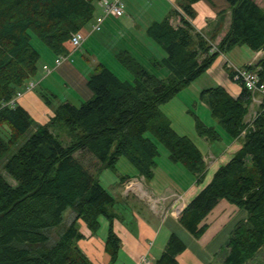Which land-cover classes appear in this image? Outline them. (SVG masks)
I'll list each match as a JSON object with an SVG mask.
<instances>
[{
    "label": "trees",
    "instance_id": "16d2710c",
    "mask_svg": "<svg viewBox=\"0 0 264 264\" xmlns=\"http://www.w3.org/2000/svg\"><path fill=\"white\" fill-rule=\"evenodd\" d=\"M98 1L0 0V125L10 132L7 139L0 133V161L34 129L4 167L16 185L0 174V264H93L77 246L85 239L79 221L94 236L101 230L102 217L110 223L105 249L110 264H115L121 243L113 227L115 199L95 172L115 169L125 158L139 176L152 181L160 157L159 143L167 149L172 164L182 165L202 184L208 165L201 149L189 137L178 134L161 107L205 75L221 54L239 46L264 51V8L254 0H227L230 28L217 47L190 23L195 17L193 5L200 0H183L182 11L188 20L182 18V27L174 28L166 19L147 31L166 53L159 65L169 70L167 79H158L125 51L117 60L133 76L132 82L99 65L88 80L94 96L80 106L57 102L53 93L41 92L40 97L55 114L41 126L15 103L37 78L42 64L32 35L56 57L67 56L72 35L92 22ZM243 69L256 72L264 84V57ZM235 70L227 68L226 73L242 87L239 97L219 85L205 89L201 98L229 139L244 136L242 146L219 167L178 220L199 240L209 229L205 220L222 201L244 210L247 219L230 234L223 264H248L264 249V103L247 123L254 102L243 81L235 80ZM194 117L201 138L221 141L217 130ZM59 128L72 138L70 145L59 140L54 132ZM76 153L90 155L97 169L85 166L75 158ZM68 209L73 220L62 227ZM59 228L55 237L53 232ZM186 249L172 234L156 264H179L178 256Z\"/></svg>",
    "mask_w": 264,
    "mask_h": 264
},
{
    "label": "crops",
    "instance_id": "0c3cea01",
    "mask_svg": "<svg viewBox=\"0 0 264 264\" xmlns=\"http://www.w3.org/2000/svg\"><path fill=\"white\" fill-rule=\"evenodd\" d=\"M254 1L264 8V0ZM123 2L124 16L120 18L106 16L101 28L94 31L92 26L96 17L103 14V10L96 3L95 17L82 31L85 36L84 43L79 49L70 44V53L67 56L56 57L43 45H39L42 64L37 78L32 80L36 83V88L24 91L15 100L16 105L24 108L37 124L46 125L55 115L54 111L40 97L41 92L53 93L57 96V102H68L75 105L76 102L89 101L94 95L88 87V80L99 65L109 68L121 80L132 82L133 76L117 60V56L125 51L158 79L165 80L170 76L169 70L159 65L166 57L165 51L148 36L147 31L153 24L166 19H170V24L174 28L182 27V18L187 19L181 7L183 0H123ZM193 8L195 17L190 20V23L195 32L211 40L212 44L217 47L230 28V4L227 0H200L193 5ZM254 54V58L241 68L229 61L226 53L221 54L211 67H214V74L220 75L221 80L218 81V84L235 98L241 95L242 87L237 82L230 80L226 69H243L246 66L258 64L264 57V51ZM61 57H65V59L57 66L56 60ZM44 66L50 67L49 74L44 71ZM258 111L259 106L252 104L246 122H252ZM243 137L227 144L220 154L212 153L213 159L210 161V165L204 157L209 168L202 184L197 183L194 177H189L187 174H184L187 178V185L184 186L177 183L174 178H166L165 181L161 180L156 184V171L159 169V165H157L152 181H147L139 176L135 168L133 171H129V174L117 178L113 191L110 193L115 199V205L111 211L114 215L113 227L121 242L115 264H142L143 260H146L147 264H156L164 253L172 234L178 235V237L180 235L181 238L184 236L189 238V234H186L179 223L180 214L177 210L179 208L185 210L193 198L208 185L211 166L224 164L231 158L234 155L233 152L241 148ZM124 177L129 179L123 182L122 178ZM146 183L151 187L148 188ZM158 185H161L159 189ZM120 191H122L121 196L118 195ZM156 199L162 200L164 204H161L159 209L153 210L151 201ZM169 199L174 201L168 206ZM121 201L122 204H120ZM225 202L222 201L205 220L204 223L209 226L206 234L218 221L221 222V226L230 225L231 234L238 223L247 219V213L244 210L235 209L228 202L224 204ZM221 207V212L215 218V213ZM164 210H166L165 214L162 215ZM212 216L213 218H211ZM100 222L101 230L94 236L91 235L83 222L87 231L86 233L80 231L85 236V239L81 241H93L104 227L107 229L108 237L109 220L102 217ZM184 243L187 249L178 256L179 264H213L214 261H210V258L203 259L196 256L186 242ZM205 256L209 255L205 254ZM224 258L225 256L223 260ZM109 259L110 264L111 257Z\"/></svg>",
    "mask_w": 264,
    "mask_h": 264
},
{
    "label": "rangeland",
    "instance_id": "374dc122",
    "mask_svg": "<svg viewBox=\"0 0 264 264\" xmlns=\"http://www.w3.org/2000/svg\"><path fill=\"white\" fill-rule=\"evenodd\" d=\"M32 36H33L32 43L35 47H39L40 44L44 46V44L41 43V41L36 36L34 35ZM254 53L255 52L251 51L249 48L245 46H239L226 53V57L234 65L241 68L244 66L245 63H247L248 61L254 58L255 56ZM213 68H211L212 73L209 70L205 75L199 78L190 87L181 91L172 101L161 107V110L169 118L173 128L178 132V134L189 137L201 149L204 157L209 163L208 165H210V161L213 159L211 156L212 153L214 155L220 154L223 151V149H225L226 145L230 144L233 141L229 139V137L222 129V127L218 124L217 121L214 120V118L211 115L210 109L206 106V103L201 98V93L205 89L219 86L218 81H220L221 78L219 74L213 73ZM82 103L84 102L81 103L76 102L75 105L80 106ZM194 115L199 117L200 120L206 126L213 127L215 130H217L221 136V141L216 143H211L206 139L201 138L196 132V128H195L196 123H195ZM33 131H34L33 128L30 129L27 132V134L20 140L18 145L13 147L11 152L2 161H0V174L3 175V177L13 186L16 185V182L6 173L4 169L5 164L7 163L8 159L21 146L25 144L27 139L32 135ZM54 132L56 133L59 140L64 145H70L72 143V138L69 137V135L64 129L59 128L56 129ZM0 133L5 139H7L10 134L8 128L2 127L1 125H0ZM156 144L159 148L160 157L157 159L159 169L156 171V177H157L156 182L155 181L153 182L157 184V182H160L161 180L165 181L166 178H170V179L174 178L176 179L177 183H180V185L182 186L187 185V178L186 176H184V174H187V176L189 177L192 175L188 173L182 165L172 164L169 160V153L167 149L159 143ZM237 151L238 150H235V152L233 153L235 154ZM75 158L80 159L85 166L89 167L93 171H95L98 167L96 161L88 154L76 153ZM230 159L231 158H229L226 162H224V164L227 163ZM221 165L217 164V166L215 167L211 166V168L209 169L210 176L208 179V184L211 182L214 174ZM133 170L134 167L125 158H121L117 163L115 169H103L102 171H97L95 172V177L109 193H112L117 178H119L122 175L129 174V171H133ZM146 186H148V183H146ZM160 186L161 185H158V189ZM149 187L151 186H148V188ZM118 195L121 196L122 191H120ZM173 201H174L173 199H169L168 206ZM120 204H122V201ZM161 204H164L163 201ZM161 204L159 205V207L162 206ZM224 204H226V202ZM234 208L238 209L236 207ZM221 209L222 207L215 213L214 217L221 212L220 211ZM178 210L180 211L182 210V208H179ZM165 211L166 210L162 212V215L165 214ZM183 211L184 210H182L180 214ZM72 214L73 212L71 209H68L64 213V221L62 227L68 226L72 222L73 220ZM211 218H213V216ZM229 227L230 225L227 227L221 226V222L218 221L213 225V228L205 235V237L199 240L195 239L193 236L187 233L185 229L184 231L186 232V234H189L188 236H190L189 237L190 239L185 236L184 237L182 236L183 238H181L180 235L179 237L184 242H186V244L190 247L191 251L196 256H200L203 259L210 258L209 259L210 261H214L213 264H221L223 263V257L226 255V242L229 240L230 237L231 230ZM60 228L59 230H55L53 232V235L55 237L58 234V232H61ZM79 228L82 233H86L87 229L82 221H80ZM106 241H107V229L106 227H104V229L98 234L96 239H94L91 242H86V241L77 242V246L82 251V253H84L90 259V261L93 264H109L110 257L106 253V249H105ZM205 254L209 256L204 257ZM248 264H264V249L260 251L257 257Z\"/></svg>",
    "mask_w": 264,
    "mask_h": 264
},
{
    "label": "built area",
    "instance_id": "2783aa9c",
    "mask_svg": "<svg viewBox=\"0 0 264 264\" xmlns=\"http://www.w3.org/2000/svg\"><path fill=\"white\" fill-rule=\"evenodd\" d=\"M99 8L103 10L101 16L96 17L95 23L92 26V29L99 30L104 23L106 16H114L117 18L123 17L125 14L124 11V2L123 0H99L97 2ZM85 41V36L82 32H77L72 35L71 44L74 48H81L82 44ZM216 48H212V52H215ZM65 57H61L56 60V65H60L64 61ZM44 71L49 74L51 72L50 67L44 66ZM237 75L235 80H242L246 88L251 92L254 104L258 106L264 103V84H260L259 77L256 72L249 71L247 69H236ZM36 88V83L31 81L27 85L24 91H31ZM21 95V94H20ZM14 103V101L12 102ZM153 210L159 209V205L162 203L161 200L151 201ZM178 213L182 210H177ZM142 264H147L146 260H143Z\"/></svg>",
    "mask_w": 264,
    "mask_h": 264
}]
</instances>
